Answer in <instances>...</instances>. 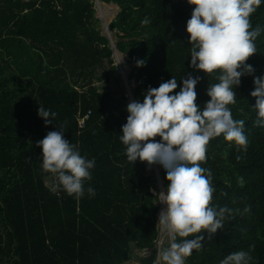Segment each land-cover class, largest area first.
<instances>
[{
    "label": "trees",
    "instance_id": "obj_1",
    "mask_svg": "<svg viewBox=\"0 0 264 264\" xmlns=\"http://www.w3.org/2000/svg\"><path fill=\"white\" fill-rule=\"evenodd\" d=\"M101 1L119 8L109 23L114 43L100 27L93 0H0V264L155 261L154 254H135L158 236L160 197L152 192L158 190L152 165L139 159L131 164L119 139L128 98L120 85L110 88L115 50L132 65L133 98L140 102L149 87L173 76L176 92L191 74L200 77L196 103L203 107L219 70L189 67L185 26L195 5L187 0ZM145 18L150 23L142 24ZM250 21L252 28H264V4ZM255 44L246 60L255 71L241 77L236 103L228 105L233 119L245 122L247 149L220 136L209 141L201 163L212 173V205L231 213L211 237L202 233V247L185 264H220L241 250L250 264H264V127L254 126L250 95L253 76L264 75V31ZM141 59L145 64L137 66ZM40 106L56 113L52 123L38 116ZM58 129L82 156L95 159L92 178L84 182L94 196L52 191L55 177L42 169L36 142ZM157 165L166 190V172Z\"/></svg>",
    "mask_w": 264,
    "mask_h": 264
},
{
    "label": "clouds",
    "instance_id": "obj_2",
    "mask_svg": "<svg viewBox=\"0 0 264 264\" xmlns=\"http://www.w3.org/2000/svg\"><path fill=\"white\" fill-rule=\"evenodd\" d=\"M195 5L187 20L185 30L189 34V67L213 73L219 70L218 83L207 88L210 99L201 107L196 103L195 86L199 76L188 74L181 79L171 77L158 87H149L143 101L133 100L126 105V123L121 126L119 137L126 146V157L131 164L137 159L148 165L159 164L166 172V190L159 193L165 207L158 222L166 232L168 246L162 248L159 260L163 264H185L194 249L202 247L207 233L212 236L222 229L231 210L212 205V173L201 166L206 161L210 140L223 136L242 150L247 149L243 120L233 119L230 104L236 103L234 89L241 77L251 75L255 69L246 63L254 54L255 40L264 31L252 28L250 16L264 4V0H187ZM150 23L148 18L142 24ZM251 29V30H250ZM138 60L137 66H143ZM255 97L254 126L264 127V75L253 76ZM38 116L50 124L56 113L38 108ZM159 136L160 140L154 138ZM42 151V169L55 177L52 191L60 190L69 196L80 198L85 191L95 195L91 186V169L95 159L82 156L77 146L64 138L63 130L49 131L36 142ZM192 234H198L186 239ZM178 238H184L179 239ZM251 256L236 251L225 256L220 264H250Z\"/></svg>",
    "mask_w": 264,
    "mask_h": 264
},
{
    "label": "rangeland",
    "instance_id": "obj_3",
    "mask_svg": "<svg viewBox=\"0 0 264 264\" xmlns=\"http://www.w3.org/2000/svg\"><path fill=\"white\" fill-rule=\"evenodd\" d=\"M95 3V9H96V15L97 17H99L101 19V29L103 31L104 34H106L109 37V40L111 43H114V39L112 36V31L109 28V23L112 21V19L115 17L116 13L118 12L119 8L116 4L114 3H105L102 2L101 0H93ZM114 64L117 67V70L113 73L110 72L109 76H111L109 78L110 80V88L111 90H115L117 87V84L120 85L124 92H125V96L128 98L127 102H131L133 100H135L133 98V88H134V82L132 79H130L129 77V71L131 69V64L128 60V58L119 53L118 51L115 50L114 53ZM106 82L104 81H96L95 84L97 86H100L101 84H105ZM150 171H152L155 175V185H156V189L152 188V192L154 194H158L161 193L162 191H164L165 189L163 188V190L160 189V183L157 175H156V171L159 172V166L157 164H152V167H150ZM160 196V195H159ZM165 207V206H164ZM139 260L134 259L130 261V264H139ZM141 264V263H140Z\"/></svg>",
    "mask_w": 264,
    "mask_h": 264
},
{
    "label": "built area",
    "instance_id": "obj_4",
    "mask_svg": "<svg viewBox=\"0 0 264 264\" xmlns=\"http://www.w3.org/2000/svg\"><path fill=\"white\" fill-rule=\"evenodd\" d=\"M159 200H160V198H159ZM159 205H160V208H159V211L157 213L158 219H159V215H160L161 210L165 206L163 204V202H161V201H159ZM157 228H158V236L154 240V243H153L154 245L151 247H146V248L141 249V250H137L135 252V254L139 258H146V257L150 256L151 254H154L155 255V261L153 264H163V262L159 260V253L162 250V248H166L168 246L169 242H168L167 234H166V232H163L161 230V225L159 224V222H157ZM126 264H130V262H127Z\"/></svg>",
    "mask_w": 264,
    "mask_h": 264
},
{
    "label": "bare ground",
    "instance_id": "obj_5",
    "mask_svg": "<svg viewBox=\"0 0 264 264\" xmlns=\"http://www.w3.org/2000/svg\"><path fill=\"white\" fill-rule=\"evenodd\" d=\"M161 190H163V188Z\"/></svg>",
    "mask_w": 264,
    "mask_h": 264
},
{
    "label": "water",
    "instance_id": "obj_6",
    "mask_svg": "<svg viewBox=\"0 0 264 264\" xmlns=\"http://www.w3.org/2000/svg\"><path fill=\"white\" fill-rule=\"evenodd\" d=\"M133 82H134V80H133Z\"/></svg>",
    "mask_w": 264,
    "mask_h": 264
}]
</instances>
